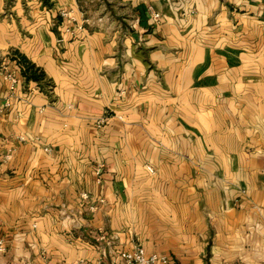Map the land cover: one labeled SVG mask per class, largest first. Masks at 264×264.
Returning a JSON list of instances; mask_svg holds the SVG:
<instances>
[{
  "label": "crops",
  "instance_id": "obj_1",
  "mask_svg": "<svg viewBox=\"0 0 264 264\" xmlns=\"http://www.w3.org/2000/svg\"><path fill=\"white\" fill-rule=\"evenodd\" d=\"M1 64L0 264H264V0H0Z\"/></svg>",
  "mask_w": 264,
  "mask_h": 264
},
{
  "label": "built area",
  "instance_id": "obj_2",
  "mask_svg": "<svg viewBox=\"0 0 264 264\" xmlns=\"http://www.w3.org/2000/svg\"><path fill=\"white\" fill-rule=\"evenodd\" d=\"M60 15L65 16L66 12L61 11ZM153 18L156 22H158L159 16L157 13L153 14ZM0 75H2L3 78L8 82V94L3 101V107L8 108L11 105L12 99L14 97L17 79L13 73L7 69L5 64L0 65ZM121 93V91L118 92L119 95H121ZM102 123H104V118L99 117L96 121V124L101 125ZM8 156L9 154H6L4 155V158H8ZM102 167V163L98 164L96 167L95 175L97 180L100 179ZM147 169L151 171L149 167H147ZM82 197L86 198V193H83ZM3 250L4 248L0 243V251ZM121 256L125 264H173L166 255L157 254L155 252H147L141 245H135L132 249L121 252ZM72 264H80V262H75Z\"/></svg>",
  "mask_w": 264,
  "mask_h": 264
},
{
  "label": "trees",
  "instance_id": "obj_3",
  "mask_svg": "<svg viewBox=\"0 0 264 264\" xmlns=\"http://www.w3.org/2000/svg\"><path fill=\"white\" fill-rule=\"evenodd\" d=\"M17 59V64L19 65L21 75L25 80H31L36 83H43L44 85H49V81L45 80L43 72L29 62L25 57L15 53Z\"/></svg>",
  "mask_w": 264,
  "mask_h": 264
}]
</instances>
